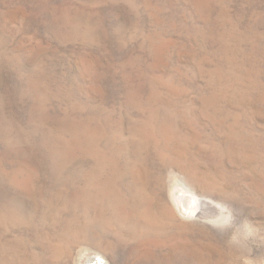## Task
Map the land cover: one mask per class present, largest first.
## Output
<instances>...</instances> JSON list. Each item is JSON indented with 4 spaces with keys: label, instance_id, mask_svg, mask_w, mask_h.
I'll list each match as a JSON object with an SVG mask.
<instances>
[{
    "label": "rangeland",
    "instance_id": "1",
    "mask_svg": "<svg viewBox=\"0 0 264 264\" xmlns=\"http://www.w3.org/2000/svg\"><path fill=\"white\" fill-rule=\"evenodd\" d=\"M0 264H264V0H0Z\"/></svg>",
    "mask_w": 264,
    "mask_h": 264
},
{
    "label": "bare ground",
    "instance_id": "2",
    "mask_svg": "<svg viewBox=\"0 0 264 264\" xmlns=\"http://www.w3.org/2000/svg\"><path fill=\"white\" fill-rule=\"evenodd\" d=\"M181 198L183 199V203L185 204V206L186 205H191V203L194 201L196 204H198L199 202H200V205L201 204H203V202L204 201H202L201 199H200V201L196 198V197H194V196H192V195H185V196H181ZM207 202H204V204H206ZM199 207V206H198ZM201 210V209H200Z\"/></svg>",
    "mask_w": 264,
    "mask_h": 264
}]
</instances>
